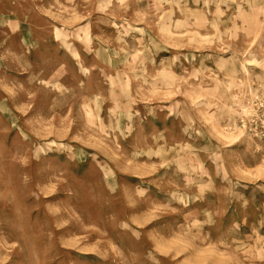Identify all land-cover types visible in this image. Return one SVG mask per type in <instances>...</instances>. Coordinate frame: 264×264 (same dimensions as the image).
<instances>
[{"label":"rangeland","instance_id":"obj_1","mask_svg":"<svg viewBox=\"0 0 264 264\" xmlns=\"http://www.w3.org/2000/svg\"><path fill=\"white\" fill-rule=\"evenodd\" d=\"M0 264H264V0H0Z\"/></svg>","mask_w":264,"mask_h":264}]
</instances>
